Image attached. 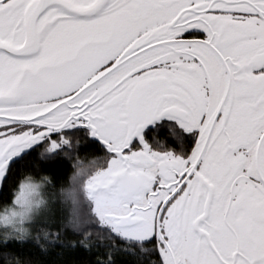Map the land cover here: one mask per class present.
<instances>
[{"label": "snow or ice", "instance_id": "obj_1", "mask_svg": "<svg viewBox=\"0 0 264 264\" xmlns=\"http://www.w3.org/2000/svg\"><path fill=\"white\" fill-rule=\"evenodd\" d=\"M0 264H264V0H0Z\"/></svg>", "mask_w": 264, "mask_h": 264}]
</instances>
